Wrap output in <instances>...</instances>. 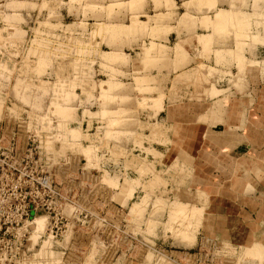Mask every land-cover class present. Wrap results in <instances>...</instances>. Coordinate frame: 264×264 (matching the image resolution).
Wrapping results in <instances>:
<instances>
[{
	"label": "rangeland",
	"instance_id": "374dc122",
	"mask_svg": "<svg viewBox=\"0 0 264 264\" xmlns=\"http://www.w3.org/2000/svg\"><path fill=\"white\" fill-rule=\"evenodd\" d=\"M106 1L112 3L105 6ZM150 1L0 0V135L36 136L41 154L24 160L0 156V170H21L1 175L0 191L9 195L10 189L12 201L23 202L20 187L42 167L53 180L54 192L43 195L52 200V218L39 216L29 227L31 264H264L261 235L248 238L241 228L235 241L205 236L219 219L210 210L221 209L217 199L229 193L193 182L205 156L174 159L169 129L158 116L166 95L147 73L172 54L181 61L177 69L187 65L185 48L195 49L199 30L201 58L211 60L214 52L217 65L194 64L175 77L171 91L187 83L186 93L176 92L175 100L209 101L221 92L216 81L222 78L227 86L243 88L247 64L254 63L247 48L254 46L251 39L262 41L264 0H254V11L247 9L248 0H221L226 8L203 16L200 29L183 25L194 17L180 16L175 7L166 14L143 11ZM153 1L157 9L161 1ZM206 1L210 9L216 6V0ZM122 10L144 15L124 18L123 25L107 23ZM217 11L228 14L223 24ZM173 18L183 24L162 25ZM172 30L177 31L172 48L155 42ZM233 41L235 47L213 48ZM259 53L263 56L264 48ZM228 57L236 66L224 62ZM259 65L264 75V64ZM82 117L91 118L87 129ZM93 119L98 123L91 128ZM6 124L9 131L2 132ZM244 161L240 183L249 178L245 170L262 168L261 162Z\"/></svg>",
	"mask_w": 264,
	"mask_h": 264
},
{
	"label": "crops",
	"instance_id": "0c3cea01",
	"mask_svg": "<svg viewBox=\"0 0 264 264\" xmlns=\"http://www.w3.org/2000/svg\"><path fill=\"white\" fill-rule=\"evenodd\" d=\"M160 1L161 3L156 2L157 9H155L154 1L151 0L150 3L148 2L142 7V10H157V14H166L175 7L174 9L178 10L179 14L181 13L180 16L194 17L189 24L180 23L175 18L167 19L162 23V25L175 28L177 25L183 24L198 25L197 28L200 29L203 16L211 15L212 12L215 15L216 10L226 8L225 3L221 0H216V6L211 9L206 0L204 2L200 0H169L168 5L166 0ZM111 3L106 1L105 6ZM188 3H191V9L186 10L185 7ZM253 3L254 0H248L247 9L252 6L253 10ZM260 4L262 5L264 2L261 1ZM181 8L184 10L180 11ZM240 9L249 13L252 12L243 8ZM138 13L140 16L144 15L138 11L122 10L117 18L107 23L123 25L122 19ZM260 30L262 41L258 43L255 39H251L254 46L248 47L245 53L248 61L254 63L247 64L245 69L247 79L244 87L238 89L233 85L227 86L229 83L224 78L218 79L216 83L223 87L216 86V88L221 92L214 97L208 96L209 101L190 98L175 100L176 92L178 94L186 93L187 83L185 82L179 83L174 87L176 89L171 91L175 77L182 75L188 69L191 70L192 65L200 63L217 65L214 52L210 53L211 56L208 55L211 60L201 58L203 48L198 42V35L201 34L198 32L199 30L196 33L197 38L193 37L194 41L195 38L197 39L195 49L185 48L187 65L185 62L183 66L177 69L181 61L177 62L175 54H172L165 65L151 68L147 72L150 77L157 80V83L151 85L161 87L166 95L163 100V109L158 113V116H161L162 121L169 129L168 137L169 144H171L169 148H171L172 155H175L174 159L188 157L196 160V158L202 159L205 156L206 164H210L211 161L215 165L209 166L202 163L203 169L195 174L193 182L207 191L215 188L226 194L229 193L221 200L217 199V206H222L221 209L215 207L214 211L210 210V214L218 215L217 218L219 219L216 220V225L211 233L210 228H206L205 236L207 238L224 237L234 240L241 237L238 233L241 228L247 231L246 236L248 238L259 235L264 237V75H262V69H260L262 67L259 65V63L264 64V55L260 56L261 53H259L261 48H264V28L262 25ZM176 32V30H172L166 36L155 39V42L172 48L171 39L177 38ZM188 33H190L188 30L182 31L183 36L187 39ZM231 45L227 47L214 45L213 48H232L235 47L234 41ZM224 62H232L235 66L237 64L236 61H231L230 57L226 58ZM205 92L203 91V94ZM90 119L89 117L81 118L83 129L89 127ZM97 123L98 121L93 119L91 128L95 127ZM87 134L91 135L89 132ZM169 148L165 151L167 152ZM245 159L254 160L257 164L261 162L259 165L262 168L253 167L245 170L249 172L246 173L249 178L240 183L241 173L242 175L245 174L244 169L241 168L243 166L241 161L245 163ZM188 163L189 166L190 164L193 165L191 161Z\"/></svg>",
	"mask_w": 264,
	"mask_h": 264
},
{
	"label": "built area",
	"instance_id": "2783aa9c",
	"mask_svg": "<svg viewBox=\"0 0 264 264\" xmlns=\"http://www.w3.org/2000/svg\"><path fill=\"white\" fill-rule=\"evenodd\" d=\"M1 131H9L7 124L1 127ZM9 144L2 145L3 141ZM36 136L29 135L27 139L19 136L0 135V156L30 159L40 154V145L36 143ZM21 173L19 167L13 169L0 170V178L3 174ZM36 177L26 180L22 185L20 194L23 195V202L12 201L13 191L8 189L5 195L0 191V264H22L33 263L34 255H27L33 247L29 246L28 241L32 235L29 227L36 222L39 216H44L45 220L52 218V200L44 198L43 195L54 192L52 176L48 175L42 167L37 172ZM59 218L55 219V224L51 225L50 236L58 235ZM22 225L20 226V224ZM16 226L18 227L17 230Z\"/></svg>",
	"mask_w": 264,
	"mask_h": 264
},
{
	"label": "bare ground",
	"instance_id": "6f19581e",
	"mask_svg": "<svg viewBox=\"0 0 264 264\" xmlns=\"http://www.w3.org/2000/svg\"><path fill=\"white\" fill-rule=\"evenodd\" d=\"M201 1V0H200ZM204 1V0H203ZM203 1H201V2H203ZM212 6V5H211ZM218 12V11H217ZM228 12V11H227ZM219 13V12H218ZM241 13V12H240ZM216 14V13H215ZM233 14H235V13H233ZM217 15V14H216ZM241 15V14H240ZM218 16H220L221 18H219V17H217V18H219V23L221 24L223 21L225 22V20L226 19H228V14L226 15L225 14V12H221V13H219V15ZM236 16V15H235ZM230 18V17H229ZM247 18V17H246ZM235 19V18H234ZM242 19H243V17H242ZM222 20V21H221ZM231 20V19H230ZM221 21V22H220ZM237 21H239V20H237ZM232 22V21H231ZM205 25H207L206 23H204ZM223 24V23H222ZM226 24H228V23H226ZM100 25H102V24H100ZM99 25V26H100ZM214 26H215V23L213 24ZM103 26H104V23H103V25H102V29H103ZM101 27V26H100ZM106 27V26H105ZM125 28H127V27H125ZM131 28V27H130ZM133 28V27H132ZM141 28V27H140ZM99 29H101V28H99ZM107 29V28H106ZM110 29V28H109ZM122 30H123V28H122ZM103 31V30H102ZM127 31V30H126ZM99 32H100V30H99ZM99 32H97V34L99 33ZM111 32V31H110ZM100 34V33H99ZM114 34H118V33H114ZM202 37V36H201ZM203 38V37H202ZM207 39V38H206ZM205 38H204V40H206ZM209 39V38H208ZM200 40H202L201 38H200ZM199 41V40H198ZM206 41H208V40H206ZM179 44V43H178ZM179 46H181V43H180V45ZM178 46V47H179ZM181 48H182V46H181ZM149 50V49H148ZM146 51H147V49H146ZM150 51V50H149ZM113 53V52H112ZM146 53H148V52H146ZM240 53V52H239ZM111 54V53H110ZM115 56V55H114ZM123 56H124V54H123ZM139 79H137V81H138ZM142 80V79H141ZM141 80L139 81V82H141ZM146 200V199H145ZM143 201V200H142ZM141 202V201H140ZM146 202V201H145ZM143 203V202H142ZM139 207V206H138ZM173 207V206H172ZM175 208V207H174ZM140 210V209H139Z\"/></svg>",
	"mask_w": 264,
	"mask_h": 264
},
{
	"label": "water",
	"instance_id": "95a60500",
	"mask_svg": "<svg viewBox=\"0 0 264 264\" xmlns=\"http://www.w3.org/2000/svg\"><path fill=\"white\" fill-rule=\"evenodd\" d=\"M200 193H204L203 191H200Z\"/></svg>",
	"mask_w": 264,
	"mask_h": 264
}]
</instances>
